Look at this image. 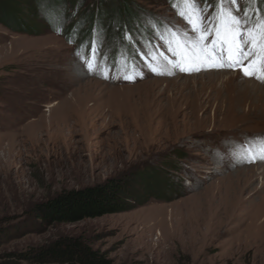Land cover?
I'll list each match as a JSON object with an SVG mask.
<instances>
[{"label":"rangeland","instance_id":"1","mask_svg":"<svg viewBox=\"0 0 264 264\" xmlns=\"http://www.w3.org/2000/svg\"><path fill=\"white\" fill-rule=\"evenodd\" d=\"M216 4L199 0L198 27ZM224 6L264 18V0ZM181 10V0H64V29L39 35L0 20V253L82 237L114 264H264V101L238 86L264 82L229 67L228 49L171 67L198 38ZM212 29L208 52L231 43ZM156 172L170 189L135 210L50 228L26 219L62 191Z\"/></svg>","mask_w":264,"mask_h":264},{"label":"trees","instance_id":"2","mask_svg":"<svg viewBox=\"0 0 264 264\" xmlns=\"http://www.w3.org/2000/svg\"><path fill=\"white\" fill-rule=\"evenodd\" d=\"M63 4L64 0H0V20L25 35H39L46 30L60 33L64 29ZM144 175L137 177V173H134L83 189L62 191L36 204L26 214V219L34 226L50 228L135 210L146 205L151 198H161L170 189L168 182L158 172ZM0 264L114 262L82 237H60L21 252H1Z\"/></svg>","mask_w":264,"mask_h":264},{"label":"snow or ice","instance_id":"3","mask_svg":"<svg viewBox=\"0 0 264 264\" xmlns=\"http://www.w3.org/2000/svg\"><path fill=\"white\" fill-rule=\"evenodd\" d=\"M181 3L185 4L187 11L181 10L179 14L185 18L192 31L198 33V38L186 43L182 52L175 53L177 59L168 61L171 67L189 71V68L183 67L184 63L205 62L213 55L223 57L225 49H228L227 59L229 67H239L244 71L245 75H255L257 79L264 78V18L260 17L259 12L255 14V22L250 24L251 17H247L246 14L245 17L233 15L232 11L224 6V0H217L215 6L216 16L208 21L209 28L204 30L202 27L197 26L198 24L202 25L204 21L203 9L199 5V0H181ZM227 3L236 5L237 0H227ZM242 20L243 24L241 23ZM213 22H216L218 27L224 30L226 36H230L231 43L226 38L221 42L220 48L214 47L212 52H208L204 40L207 39V35L211 34ZM172 35L175 37L177 34L172 33ZM216 35L219 37L220 31H217ZM212 43L215 45L217 41L213 40ZM177 46L179 47V44ZM77 56L80 58L79 53H77ZM92 56L95 57V50H93ZM81 59L86 70H94L91 60ZM246 60L248 61L247 66H245ZM218 66L223 67L224 64L221 63ZM253 66H255L254 70L249 71V68ZM152 71H157V69L153 67ZM157 74L164 73L160 71ZM249 162H253V160L250 159Z\"/></svg>","mask_w":264,"mask_h":264},{"label":"bare ground","instance_id":"4","mask_svg":"<svg viewBox=\"0 0 264 264\" xmlns=\"http://www.w3.org/2000/svg\"><path fill=\"white\" fill-rule=\"evenodd\" d=\"M226 63V62H225ZM248 65V62H245V66ZM255 66L252 68H249V71H253ZM259 74V73H258ZM222 76V75H221ZM255 76V75H253ZM248 77V76H247ZM256 77V76H255ZM249 78V77H248ZM243 77V80H241L240 84H238L239 89L243 92L244 95H246L250 99H256L259 101H264V85L260 84L259 82L257 83L253 79H248ZM256 80V79H255ZM262 82H264V78L258 79ZM215 81V80H214ZM243 98V97H242ZM238 99V98H237ZM240 99V97H239ZM240 101V100H239ZM249 101V100H248ZM254 102V101H253ZM258 103V102H257ZM253 105V103H252ZM242 106V105H241ZM235 109V108H234ZM262 111V110H261ZM246 116V115H245ZM239 117V116H238ZM260 117V116H259ZM236 118V117H235ZM239 119V118H238ZM259 120V119H258ZM253 141V140H252ZM258 145H254V149H258L259 142L257 143ZM249 152V151H248ZM255 151H250L249 153L254 154ZM248 155V154H247ZM251 155V154H250ZM249 157V156H248ZM261 157V156H260ZM254 161L257 159H253ZM253 177V176H252Z\"/></svg>","mask_w":264,"mask_h":264}]
</instances>
